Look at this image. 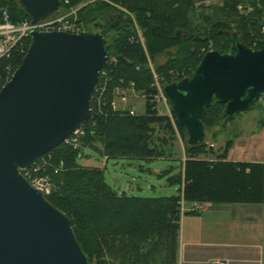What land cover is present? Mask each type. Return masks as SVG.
Instances as JSON below:
<instances>
[{
  "label": "trees",
  "instance_id": "trees-1",
  "mask_svg": "<svg viewBox=\"0 0 264 264\" xmlns=\"http://www.w3.org/2000/svg\"><path fill=\"white\" fill-rule=\"evenodd\" d=\"M60 1L63 9L77 7L85 0H67V4L65 0ZM195 1L200 0H121L134 13L133 19L115 11L103 0H92L76 11L77 22L82 23L84 29L105 23L102 34L107 41L108 55L114 56L115 62L103 67L109 79L104 95L106 104L101 110L94 109L91 104V118L82 124L85 133L80 138L81 146L73 147L63 142L45 154L52 155L53 162H62L64 167L63 172L51 176L59 188L47 199L71 221L90 264L92 258L95 264H176L181 198L186 203L259 204L263 201L264 165L228 161L227 152L233 143L229 136L222 152L214 158H209L215 153L206 143L188 146L185 142L181 171L170 178L171 184L179 185L178 193L169 197L141 198L118 193L106 183L103 169L82 167L78 162L80 157H85L83 149L94 150L107 159H150L171 154V148L165 143L168 139L158 138L157 143L153 140L154 126L172 136L177 131L183 134L185 130L172 112V119L157 112L153 100L155 91L149 87L152 77L148 57L155 65L160 57L166 56V62L157 64L155 69L170 83L195 71L204 55L199 50L211 40L214 50L222 54L235 52V33L248 47L252 48V42L256 41L254 49L260 48L264 41L260 34L264 24V0H222V6L215 12L218 21L203 33L196 32L188 18ZM240 3H250L253 12L245 16L239 13L237 5ZM2 9H7L14 22L30 19L17 0H0V22ZM221 18L224 20L220 21ZM234 21L239 22L236 29L230 24ZM136 27L143 30L144 47ZM29 43L30 38L25 41L23 50L17 49L8 58L0 59L2 84L10 76L7 69L10 67L12 73L21 64ZM173 69L185 70L186 74L171 79L169 70ZM130 83L143 89V114L130 115L128 109L120 112L110 106L115 89ZM260 97L264 98V91ZM224 108V104L214 103L206 109L202 119L206 137L211 122L218 127L230 122L221 123ZM92 208L96 209L91 213ZM132 209L136 218L127 223ZM91 237L95 244L93 253L86 251L84 244L90 243Z\"/></svg>",
  "mask_w": 264,
  "mask_h": 264
},
{
  "label": "water",
  "instance_id": "water-1",
  "mask_svg": "<svg viewBox=\"0 0 264 264\" xmlns=\"http://www.w3.org/2000/svg\"><path fill=\"white\" fill-rule=\"evenodd\" d=\"M17 1L32 24L62 6L60 0ZM104 27L32 30L21 64L0 89V264H90L69 218L21 170L91 118V97L108 60ZM234 39V53L210 50L190 76L161 88L188 146L206 142L207 108L224 104L221 123H234L264 91V41L251 49L237 33Z\"/></svg>",
  "mask_w": 264,
  "mask_h": 264
},
{
  "label": "rangeland",
  "instance_id": "rangeland-1",
  "mask_svg": "<svg viewBox=\"0 0 264 264\" xmlns=\"http://www.w3.org/2000/svg\"><path fill=\"white\" fill-rule=\"evenodd\" d=\"M92 0H85L82 4L73 8L59 9V15H64L67 13H71L74 10H77L79 7L86 5L88 2ZM222 6V0H200L195 1L192 5L191 9L188 13V18L191 22V27L198 33H203L208 31L212 24H215L218 21V16L216 15V8ZM260 8V7H259ZM3 10L2 9L1 13ZM117 9L115 8V11ZM126 15H131L134 17V13L127 7ZM66 11V12H65ZM245 16V14H244ZM224 19L221 18L220 21ZM233 29H236L239 25L238 21L230 22ZM137 35L139 37V41L141 45L145 46V38L143 35V30L140 28L136 29ZM260 29V34H261ZM254 34V33H253ZM255 35V34H254ZM262 35V34H261ZM264 37V35H262ZM255 40V39H253ZM212 41V40H211ZM209 41L207 45H204L199 50L200 54H203L204 51L207 53L210 50H214L213 43ZM252 42V47L253 43ZM204 56V55H203ZM150 60V58L148 57ZM147 59V60H148ZM151 61V65H153V71H151V82L149 83V87L153 88L156 91V87L159 84L168 83L165 76L159 74V72L154 69V62ZM166 62V56H162L159 58L157 64H163ZM149 66V63H148ZM171 79H177L185 75V70H169ZM168 72V73H169ZM167 73V74H168ZM180 80V79H179ZM120 95H115L112 100L117 101L118 105L121 108L133 109L136 114H143L145 111V95L143 93V89H138L134 86L133 83H130L126 87H120ZM126 98L125 103L120 102V98ZM264 98L260 97L258 103L249 109L246 112H241L237 114L235 118V123H239L240 121L248 122L258 121L261 122L264 119ZM157 112L159 115L168 116L172 119V114L170 112V108L167 104L161 101L156 106ZM211 113L209 115V118ZM210 122V121H209ZM210 130L208 131L206 137V147L212 148L214 151V155H210L209 158H214L217 154L221 153L224 147V143L226 142L228 136L233 138V133H236L237 126H234L233 122L226 123L223 127H218L216 123L211 122L209 124ZM155 134L153 140L157 143L158 138L168 139L166 143V147L171 148V154L168 156H163L161 158H150V159H141V158H109L100 156L97 152L91 149H83V153L85 157H80L78 159L79 164L82 167H99L104 171V178L106 183L115 189L118 193L125 192L128 196H137L141 198H159V197H169L172 195H176L178 193L179 185L171 184L170 178L176 176L181 171L182 164L185 160L184 148H185V139L187 137L186 132L183 134L176 132L175 135H170L165 132L164 129L155 125ZM235 131V132H234ZM232 133V134H231ZM231 134V135H230ZM82 141H79V145L81 146ZM79 146V147H80ZM165 147V148H166ZM165 151V149H164ZM64 171L63 170L61 172ZM53 191L57 190L59 186L55 181L52 180ZM61 184V183H60ZM106 207L109 209V205ZM96 208H92L90 212H95ZM135 210H130L128 213V222L130 220H134ZM133 214V216H131ZM137 215V214H136ZM85 250L89 253L94 252L95 244L94 237H91L90 243H84ZM92 264L94 263V259L92 258Z\"/></svg>",
  "mask_w": 264,
  "mask_h": 264
},
{
  "label": "crops",
  "instance_id": "crops-1",
  "mask_svg": "<svg viewBox=\"0 0 264 264\" xmlns=\"http://www.w3.org/2000/svg\"><path fill=\"white\" fill-rule=\"evenodd\" d=\"M258 120L236 122L228 161L264 165V119ZM198 204L197 212L180 213L176 264H264V191L259 204Z\"/></svg>",
  "mask_w": 264,
  "mask_h": 264
},
{
  "label": "built area",
  "instance_id": "built-area-1",
  "mask_svg": "<svg viewBox=\"0 0 264 264\" xmlns=\"http://www.w3.org/2000/svg\"><path fill=\"white\" fill-rule=\"evenodd\" d=\"M116 8L117 12L126 13V6L121 3V0H103ZM65 4L68 3L67 0L64 1ZM62 9V6L60 10ZM55 14L47 17L44 20L37 22L36 24L31 23V19H26L21 22H14L11 20L8 11L3 10L1 13L0 22V59L8 58L13 51L20 49L23 50L25 41L30 38V32L32 30L38 31H65L68 33H79L84 31V26L82 23L77 22L76 11L74 10L71 13H67L64 15H59V11ZM237 10L241 14L249 15L253 12L254 7L250 3H240L237 5ZM131 17V15H130ZM132 18V17H131ZM133 19V18H132ZM138 29V27H136ZM261 34L264 35V24L261 25ZM139 39V37H138ZM253 46H257V42L253 43ZM251 49H254L252 47ZM205 54V51H204ZM115 62L114 56L108 55L107 63L112 64ZM149 68L153 71V65H151V61L148 59ZM155 69V65H154ZM10 67L7 69V74L10 75L6 78L5 83L10 79L12 73H10ZM154 72V71H153ZM102 76V78H101ZM108 77L106 71L101 70L98 84L92 94L91 104H93V108L97 110H101L105 106L104 95L107 89ZM0 81V89L5 84ZM164 84L161 83L156 87L155 94L153 95V100L156 102V105L163 101L165 104L166 100L162 94L161 88ZM120 87L115 89V95H120ZM126 98H120V102L125 103ZM111 108L114 111L123 112L126 108H121L117 101L112 100ZM128 113L130 115H136L133 109H128ZM84 129L81 127L79 130L75 131L68 139L64 142L66 144H70L73 147H78L80 138L84 135ZM63 170V163L55 164L52 159V155L42 156L36 164H34L31 168L21 170L23 176L29 181V183L40 189L43 194L47 197L53 192V184L51 176L53 174H58ZM200 209V205L198 202H190L186 207V202L183 198L179 201V211L180 213L186 212H197ZM213 264H227L224 260L215 261Z\"/></svg>",
  "mask_w": 264,
  "mask_h": 264
},
{
  "label": "flooded vegetation",
  "instance_id": "flooded-vegetation-1",
  "mask_svg": "<svg viewBox=\"0 0 264 264\" xmlns=\"http://www.w3.org/2000/svg\"><path fill=\"white\" fill-rule=\"evenodd\" d=\"M103 30V29H102ZM102 30H101V32H102Z\"/></svg>",
  "mask_w": 264,
  "mask_h": 264
}]
</instances>
